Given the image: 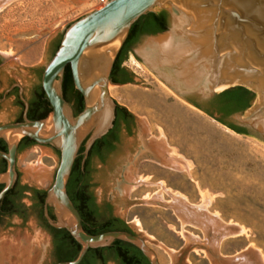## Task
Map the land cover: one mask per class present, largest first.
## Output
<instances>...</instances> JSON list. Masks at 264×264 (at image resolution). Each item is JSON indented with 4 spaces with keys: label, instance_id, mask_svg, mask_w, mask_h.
<instances>
[{
    "label": "rangeland",
    "instance_id": "rangeland-1",
    "mask_svg": "<svg viewBox=\"0 0 264 264\" xmlns=\"http://www.w3.org/2000/svg\"><path fill=\"white\" fill-rule=\"evenodd\" d=\"M179 1L167 0L155 11ZM97 9V0H0V77L21 80L28 93L36 72L51 60L53 41ZM154 42L156 37L143 36L129 53L131 83H110L111 96L133 113L136 124L131 136L122 134L112 160L93 159L92 190L146 239L161 264H264V141L171 93L148 64L146 47ZM13 117L0 114V123ZM146 139L156 157L148 154ZM60 162L61 152L50 145L24 149L18 155L21 186L50 189ZM40 165L48 173L43 181L31 173ZM35 196L27 191L21 200L26 218L0 223V257H11L0 264L57 263ZM187 205L196 209L188 214ZM200 205L208 215L197 211ZM9 245L13 251L7 253Z\"/></svg>",
    "mask_w": 264,
    "mask_h": 264
},
{
    "label": "water",
    "instance_id": "water-1",
    "mask_svg": "<svg viewBox=\"0 0 264 264\" xmlns=\"http://www.w3.org/2000/svg\"><path fill=\"white\" fill-rule=\"evenodd\" d=\"M166 1L109 0L103 8L72 23L44 71L43 86L52 111L41 120L26 117L24 122L0 127V138L9 145V152L0 150V156L8 161V170L0 173V184H5L0 204L18 180L19 145L25 137L61 152L55 181L48 189L45 214L54 227L67 229L82 250L75 260L57 264H81L90 249L111 246L116 240L134 244L151 264H161L157 252L139 234H89L69 195L68 184L82 146L85 144L87 158L95 143L115 125L118 103L111 96V75L132 27ZM165 10L169 29L146 35L156 37L146 51L151 53L148 64L159 79L205 113L196 103L202 105L215 98L221 86L249 88L257 95L253 105L233 114L229 121L264 141V0H180ZM69 66L75 86L85 99V108L78 115L64 94ZM97 123L100 126L96 127ZM49 207H53L56 221Z\"/></svg>",
    "mask_w": 264,
    "mask_h": 264
},
{
    "label": "trees",
    "instance_id": "trees-1",
    "mask_svg": "<svg viewBox=\"0 0 264 264\" xmlns=\"http://www.w3.org/2000/svg\"><path fill=\"white\" fill-rule=\"evenodd\" d=\"M168 29L169 14L166 10L161 12H151L141 17L132 27L131 33L115 62L111 75V81L114 83L119 82L115 79L116 71L121 68L122 63L128 58L132 48L140 41L143 36L156 35L165 32ZM60 44L61 42L59 43L57 50L59 49ZM64 94L67 101L73 105L76 115L84 110L85 99L75 86L70 66L67 68L65 73ZM256 97V93L249 88L237 86L218 94L214 98V102L221 108L222 111L227 113V115H233L237 112L245 111L251 107ZM196 104L206 110L209 115L215 117L218 121L229 126L236 132L240 134L252 135L247 129L241 128L234 123H231L228 118L216 117L215 113L210 109L204 107L201 104ZM118 106L133 115V113H131L127 107L120 104H118ZM103 141L104 138L98 140L91 149L87 157L85 165L86 167L84 170L82 169V161L85 157V144L82 146L79 155L80 157L76 160L73 173L68 184V192L76 207L79 209L83 217L84 228L89 234L96 235L109 231H128L134 234L129 225L123 219L113 215L110 218H104V215L95 204L93 195L89 193V188L91 187L89 183L90 159L91 156L98 151V144ZM1 185L4 184H0V192L3 189ZM26 190L31 189L28 186H21L20 182L17 181L15 187L3 200V203L10 205L15 204V196L21 197L23 192ZM33 190L36 194L35 198L38 201V206L42 210V218L46 220L45 204L48 190ZM12 213L26 215L25 210H23V206L15 207ZM50 215L56 221V216L52 213ZM102 219L103 222H100ZM55 244L59 257L57 263L75 260L82 250V245L71 235L68 230L56 237ZM135 251L137 252L141 250L132 243L116 240L111 246L90 249L81 264H109L111 260H115L119 264H143L142 258L139 256V254L133 253Z\"/></svg>",
    "mask_w": 264,
    "mask_h": 264
},
{
    "label": "flooded vegetation",
    "instance_id": "flooded-vegetation-1",
    "mask_svg": "<svg viewBox=\"0 0 264 264\" xmlns=\"http://www.w3.org/2000/svg\"><path fill=\"white\" fill-rule=\"evenodd\" d=\"M61 39H62V36L56 38L53 41L52 46H51V51H50L51 59L56 54L57 48H58L59 43L61 42ZM126 61H127V59L122 63L121 68L118 69L115 73V79L117 81H119L117 84L124 85V84H128V83L132 82L131 72L125 66ZM1 66H2V63L0 62V67ZM44 71H45V69L43 71L38 70L36 72V74H35L36 80L34 79L35 81H33L31 87L29 88L28 93H27V87L24 85V83L21 80L8 79L6 82H4L3 79L0 77V114L4 113V114H9V115H11V114L14 115V117L9 119L7 122H1L0 127L3 125H7V124L24 122V121H26V117L29 120L36 121V120L44 119L49 115V113L52 111V105L49 101V98H48V96L44 90V86H43ZM125 81H127V82H125ZM202 105L204 107L210 109L211 111H213L216 115H218L220 117H226L229 120L232 117V115H227V113H225L224 111L221 110V108L214 102V98L207 100V101H204L202 103ZM135 124H136L135 116L131 115L128 111H126L125 109H122L118 106L117 110H116V120H115L114 127L104 137V141L101 142L100 144H98V146H97L98 151L95 152L91 156L90 165H89V168H90L89 183H90V185H91L90 178H91L92 167H93L92 166L93 165V159L94 158H98V159L105 158V159L112 160L114 155L116 154L118 146L122 142V134L125 133L128 136H131L133 133V129H134ZM37 144H39V143H37L36 141L31 139L30 137H25L19 145V153L21 151H23L24 149L31 148ZM146 146L149 148L148 154L156 157V155L154 154V152L156 153V150H154L152 148V144L147 139H146ZM0 150H2L4 152H9L8 142L4 138H0ZM56 150H58V149H56ZM19 153H18V155H19ZM84 156H85V154H84ZM158 159H160V157ZM86 160H87V158L84 157L83 161H82V169L83 170L86 167L85 166ZM7 170H8V161L4 157L0 156V173H4ZM17 181H19V179ZM1 186L4 189L5 184L1 185ZM30 189L33 190L32 188H30ZM31 190L24 191L21 197L15 196V204H13V205L5 204V203H3V201L1 202V204H0V223L5 218L12 217L15 215H17L21 218L27 217V215H21L19 213H12V211L17 206H23L21 204V200L24 196V193L27 191H31ZM89 193L93 195V198L95 199V204L100 209L102 214L104 215V218H110L113 215L112 205L109 202H105L102 204L99 203L94 192H93V190H92V187L89 188ZM49 213L50 214L52 213L55 215L52 207H49ZM45 217H46V214H45ZM100 222H103V219L100 220ZM40 225H41V228L44 231H46L49 235H51V237L53 238L54 251L56 253V261L58 262L59 257H58V250H57V247L55 244V239L58 235L65 233V231H67V229H60V228L54 227L49 222L47 217H46V220L42 218ZM211 251L214 254L218 255L215 247H213L211 249ZM133 253L139 254V256L142 258L143 264H151L149 259L145 256V254L142 251H137V252L135 251ZM222 257L223 258H232L233 256L222 255ZM115 262H117V261H115Z\"/></svg>",
    "mask_w": 264,
    "mask_h": 264
},
{
    "label": "bare ground",
    "instance_id": "bare-ground-1",
    "mask_svg": "<svg viewBox=\"0 0 264 264\" xmlns=\"http://www.w3.org/2000/svg\"><path fill=\"white\" fill-rule=\"evenodd\" d=\"M100 9V8H99ZM117 43V42H116ZM164 85V84H163ZM165 87H166V85H164ZM167 88L169 89V91L171 92V93H173L174 95H176L177 97H179L172 89H170L168 86H167ZM228 88V86H221L220 88H218L217 89V91L219 92V91H222V90H225V89H227ZM180 98V97H179ZM259 101H260V98H258L257 99V103H259ZM98 126H100V123H97V125H96V127H98ZM32 169V168H31ZM31 169H29V170H31ZM31 173H32V175H33V178H35V180L37 179L38 181H43L47 176H48V173H47V171H46V169L44 168V167H42L41 165L40 166H38V167H36V168H34V169H32V171H31ZM47 179H48V177H47ZM42 183V182H41ZM177 194V193H176ZM178 195V194H177ZM180 195V194H179ZM177 200H179L181 203H185V201L183 200V198L182 197H177ZM208 205V204H207ZM189 209H196L195 208V206H190V205H187V207L185 208V211L189 214L190 212H189ZM199 210H201L200 212H203L204 214H206V215H208V213H207V207H206V205H200V206H198V208H197V211H199ZM191 214V213H190ZM11 245H9V248L8 249H6V250H4L5 252H7V251H9V252H7V253H10L11 251H13V245H12V247H10ZM25 247V246H24ZM6 248V247H5ZM14 248H15V246H14ZM15 251V250H14ZM24 252V251H23ZM9 255V254H8ZM7 254H6V256H4V257H0V263H3V261H6V259L7 260H10V258H9V256H8ZM22 255V254H21ZM24 257V256H23ZM6 258V259H5Z\"/></svg>",
    "mask_w": 264,
    "mask_h": 264
},
{
    "label": "built area",
    "instance_id": "built-area-1",
    "mask_svg": "<svg viewBox=\"0 0 264 264\" xmlns=\"http://www.w3.org/2000/svg\"><path fill=\"white\" fill-rule=\"evenodd\" d=\"M109 0H97L98 2V7L101 9L103 8L107 3H108Z\"/></svg>",
    "mask_w": 264,
    "mask_h": 264
}]
</instances>
